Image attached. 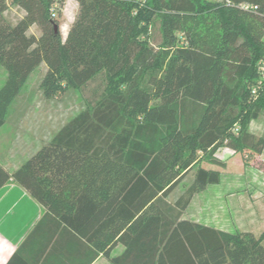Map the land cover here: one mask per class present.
Here are the masks:
<instances>
[{
    "label": "trees",
    "instance_id": "16d2710c",
    "mask_svg": "<svg viewBox=\"0 0 264 264\" xmlns=\"http://www.w3.org/2000/svg\"><path fill=\"white\" fill-rule=\"evenodd\" d=\"M66 1L0 0V128L40 66L47 99L100 77L103 93L13 174L0 168V188L19 184L46 209L44 221L87 246L88 264H264V232L183 217L220 183L218 171L200 168L168 201L201 160L225 167L221 148L264 172V135L247 130L264 113V88L252 91L264 0H74L63 36ZM118 245L125 250L113 257Z\"/></svg>",
    "mask_w": 264,
    "mask_h": 264
},
{
    "label": "rangeland",
    "instance_id": "374dc122",
    "mask_svg": "<svg viewBox=\"0 0 264 264\" xmlns=\"http://www.w3.org/2000/svg\"><path fill=\"white\" fill-rule=\"evenodd\" d=\"M77 10L78 4L74 0L66 1L60 20L63 36L67 34L73 23ZM157 28H154L153 33ZM33 32L38 33L39 31L34 28ZM43 72L42 66L32 72L20 94L10 106L5 127L3 126L1 131L4 139L1 144L4 146L3 149H9L12 139L17 137L18 149L15 151L21 156L24 155V158H29L37 152L50 142L66 124L81 112L89 109V101L94 98L96 92L100 94L104 90L103 77H100L84 88H67L55 97L47 99L39 86ZM6 78L7 72L0 65V88L5 84ZM247 130L257 137L264 135L263 112L249 123ZM226 149L221 148L220 150L223 158L226 153H229ZM237 158L242 163L244 161V164L238 162L229 168L222 159L219 160L225 163V167L201 160L173 189L168 201L174 203L193 184L200 168L218 171L222 176V181L220 180L219 184L209 185L197 193L183 217L221 230L254 231L260 236L264 232V190L258 194L259 192H256L246 179L234 183L231 181V175L241 177L244 171L243 166L248 164L242 153H239Z\"/></svg>",
    "mask_w": 264,
    "mask_h": 264
},
{
    "label": "crops",
    "instance_id": "0c3cea01",
    "mask_svg": "<svg viewBox=\"0 0 264 264\" xmlns=\"http://www.w3.org/2000/svg\"><path fill=\"white\" fill-rule=\"evenodd\" d=\"M42 67L45 69L44 65ZM2 130L3 127L0 128V168L13 174L36 152L29 158L18 154L19 152L15 151L18 149L17 137L12 139L9 149H3ZM220 150L216 153V157L224 160L227 168L238 162L242 163L237 158L239 153L227 148L229 153L223 158ZM262 158L264 159V152ZM243 168L241 177L231 175V181L234 183L246 179L248 184L261 194L264 190V172L248 165H244ZM220 180L222 181V176ZM46 213V209L13 179L0 188V264H88L87 246L79 242L71 230L68 231L62 226L58 228L55 221H44ZM249 232L258 236L254 231ZM124 250L123 245H118L113 250L112 256H120ZM92 264H111V262L100 256Z\"/></svg>",
    "mask_w": 264,
    "mask_h": 264
},
{
    "label": "built area",
    "instance_id": "2783aa9c",
    "mask_svg": "<svg viewBox=\"0 0 264 264\" xmlns=\"http://www.w3.org/2000/svg\"><path fill=\"white\" fill-rule=\"evenodd\" d=\"M261 88H264V58L260 59L257 63V81L253 85L252 91L253 93H256ZM236 131H238L237 128Z\"/></svg>",
    "mask_w": 264,
    "mask_h": 264
}]
</instances>
